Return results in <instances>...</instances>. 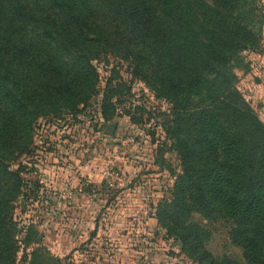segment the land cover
Segmentation results:
<instances>
[{"label":"trees","instance_id":"trees-1","mask_svg":"<svg viewBox=\"0 0 264 264\" xmlns=\"http://www.w3.org/2000/svg\"><path fill=\"white\" fill-rule=\"evenodd\" d=\"M259 3L0 0V264H63L16 220L15 203L36 200L21 177L32 170L11 163L32 153L40 119L89 115L100 94L99 120L114 121L132 85L113 68L99 88L94 61L107 55L171 105L166 136L181 171L152 218L193 263L264 264V124L237 88V70H250L242 53L263 51ZM222 222L240 260L209 249ZM20 246L32 252L17 263Z\"/></svg>","mask_w":264,"mask_h":264},{"label":"rangeland","instance_id":"rangeland-1","mask_svg":"<svg viewBox=\"0 0 264 264\" xmlns=\"http://www.w3.org/2000/svg\"><path fill=\"white\" fill-rule=\"evenodd\" d=\"M259 5L263 51L242 53L250 70L247 74L237 70V88L264 124V0ZM129 64L110 55L94 61L101 90L113 68L120 71L124 82L132 85L112 123L101 121L87 128L85 122L69 114L37 122L32 153L11 163L13 169L19 164L32 170L24 171L21 177L27 187L31 186L29 192L35 191L31 198L36 201H29L25 207L21 197L15 203V218L22 226L34 224L42 244L63 264H197L181 253L180 246L168 239L165 229L152 218L157 203L171 196L175 175L181 168L171 151L172 141L166 136L172 119L171 105L156 98L141 81L129 82L133 72ZM101 98L100 94L93 100L89 115L78 116L99 121ZM126 110L139 123H132ZM48 123V135L56 136L58 132L64 143L49 139L46 144L42 139ZM112 124H117V129L113 136H108L105 130ZM45 165L49 169L41 173ZM107 166H112L113 173L122 178L121 188L105 176ZM41 175L49 178L55 188L47 189L54 193L50 206L39 199V193L45 189ZM70 179L73 182L68 194L61 190ZM60 196L70 203L68 209L59 201ZM228 232L224 222L214 225L209 249L216 256L228 254L240 260L241 250L230 244ZM20 247L17 263L32 252L31 248Z\"/></svg>","mask_w":264,"mask_h":264},{"label":"built area","instance_id":"built-area-1","mask_svg":"<svg viewBox=\"0 0 264 264\" xmlns=\"http://www.w3.org/2000/svg\"><path fill=\"white\" fill-rule=\"evenodd\" d=\"M75 119L77 121H79V122H85L86 125H87V128L91 127L94 123H100L101 122L100 120L99 121L93 120L92 117L84 118V117H81V116H78V115L75 117ZM49 126H50V123L46 124L45 127H44V129H43V137H42V139H45L46 140V144H47V142H48L49 139H50L49 140L50 142L54 141L53 139H55V141H57V143H59V142L64 143L65 141L61 137L62 134H60V133L57 132L56 133V136H49L48 135V132H47L48 130L47 129L49 128ZM72 134H75V133L72 132ZM105 176L108 178L109 182H111L112 184H113V181L112 180H115L116 185H117L118 188H121L122 187V184L119 183V182H122V178L119 175L113 173L112 166H107L106 171H105ZM34 177H35V174L34 175H31V178H34ZM40 178H41V180H42V178L44 180V181L42 180V182H43V189L45 187V189H44L45 191L42 189L43 192L41 193V195H44L46 197V195H50L47 192H51V191L47 190L48 187H53V184H52L51 181L49 182V178H48V180L45 179V176H42L41 175ZM71 182H73L72 179L68 180L65 183V185H64V187H63V189L61 191H66L68 194H70V191L68 189H69V187L72 186V183ZM44 196L41 197L42 200L44 199ZM60 197H62V196H60ZM67 198H68V196H67ZM60 199H63V197L60 198Z\"/></svg>","mask_w":264,"mask_h":264},{"label":"crops","instance_id":"crops-1","mask_svg":"<svg viewBox=\"0 0 264 264\" xmlns=\"http://www.w3.org/2000/svg\"><path fill=\"white\" fill-rule=\"evenodd\" d=\"M47 169H49L46 165L44 166V167H42L41 168V173H42V171H46ZM70 173L72 174V171H70ZM44 176V175H43ZM107 185V184H106ZM107 187H108V185H107ZM52 189L54 190L55 188H54V186L52 187ZM47 193H49L50 195H46V198H48L49 196H50V198H49V201H50V203H52V198H53V195H54V193H52V192H47ZM52 197V198H51ZM48 201V202H49ZM59 201L61 202V203H63L64 204V206H66L67 207V209H68V205L67 204H70L68 201H63V199H59ZM49 204V203H48ZM61 211V210H60ZM63 211V210H62ZM88 215V214H87Z\"/></svg>","mask_w":264,"mask_h":264},{"label":"water","instance_id":"water-1","mask_svg":"<svg viewBox=\"0 0 264 264\" xmlns=\"http://www.w3.org/2000/svg\"><path fill=\"white\" fill-rule=\"evenodd\" d=\"M116 129H117V124H112L106 128L105 134L108 136H113L116 132Z\"/></svg>","mask_w":264,"mask_h":264}]
</instances>
